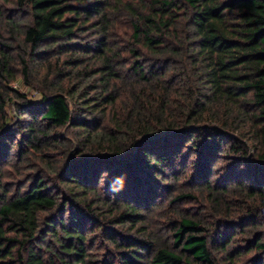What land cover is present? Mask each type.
<instances>
[{"label":"trees","instance_id":"trees-1","mask_svg":"<svg viewBox=\"0 0 264 264\" xmlns=\"http://www.w3.org/2000/svg\"><path fill=\"white\" fill-rule=\"evenodd\" d=\"M14 147L63 164L11 189ZM177 165L163 234L145 220ZM0 264H264V0H0Z\"/></svg>","mask_w":264,"mask_h":264},{"label":"rangeland","instance_id":"rangeland-1","mask_svg":"<svg viewBox=\"0 0 264 264\" xmlns=\"http://www.w3.org/2000/svg\"><path fill=\"white\" fill-rule=\"evenodd\" d=\"M109 1H112V0H109ZM110 33H111V36L109 38V42L111 43V45H113V47L117 49H120L119 50L120 53H122L123 50H126L125 46H126V42L129 40L130 29H129L127 20L123 16L118 21V23H116L112 27ZM85 37L86 38H81L79 40H76V42L83 43L84 41H88L89 39L93 38L91 34H88V36H85ZM92 40H94V38ZM126 56L127 55L124 54V57ZM16 65L17 63H15V66ZM15 68L18 69L17 67ZM45 71L46 69L44 65L42 64V66L39 67L38 69L37 77L32 82L33 85H39L38 81H40L42 76L45 74ZM8 87L10 89L15 90L18 93H22L26 97V102L28 104H31L33 106L39 105L41 101V94L38 92V90L34 86H27L23 82L20 76L19 77L17 76L15 81L10 82L8 84ZM15 103L16 101L12 99L8 101V104L6 105V108H5V113L8 118L7 121L10 123L9 127H11V130L14 128V127L12 128V124L17 120L13 112ZM108 109L109 108H106V123L104 122V125H109L107 122ZM60 133L64 135L65 130H60ZM60 151H61L60 148H58L57 151L56 150L54 151V154L48 155V159H49L48 162L52 164V167L49 169H46L44 162H41L40 156H38V154L36 153L33 155L29 154L27 161L24 162L23 160L19 162L20 164H25L26 166H23V165L21 166L20 164H17L16 149L15 147L12 148L10 152L9 163L7 164V166L3 167V171H5V177L3 180H5L8 183L11 189H14L15 187L25 183V181H27V179L29 178V175L39 172V171H41V173L44 176L47 175V178L52 179L53 176L51 175H52V172H54V169H56L57 167H60V165L63 164V160H62L63 156L59 153ZM174 168L177 171L176 177L171 176L169 174V171H167L165 172V174H163L164 179L162 180L158 179V183L160 184V186H163V188H162V191H160V193L158 194V198L156 199L157 207L151 213L150 212L148 213V218L145 220V222L148 223L149 225V229L158 231V229L160 228L163 234H167V231H168L167 226L169 225V222H171L169 221V219L172 218V215H171L172 212L170 211L171 209H173V206L167 204L169 197L174 196L177 193L188 192L190 190V186L188 185L186 186L185 181L188 180V177L192 174L193 169L187 166L186 171L182 172V169L178 165L175 166ZM99 194H103V193L100 192ZM201 203L204 205L203 199L200 198V196H198V200H196L195 202L190 201V200L186 201L185 203L182 202L181 204H179V206H177V209L181 210L180 212L184 211L186 212V214H192V213H195L196 211L201 210V207H202L200 206ZM95 238H98V237L94 236V239ZM98 245L101 250L100 249L98 250ZM104 246L105 245L102 242H99L98 240V243L94 244L92 248V252L94 253V255L100 256L102 251L104 250ZM243 256H244L243 259L245 261L247 260V258H249V260H253L256 255L253 252H249Z\"/></svg>","mask_w":264,"mask_h":264}]
</instances>
